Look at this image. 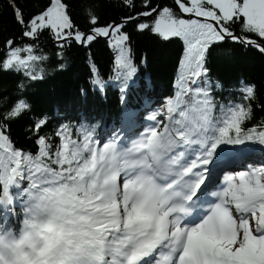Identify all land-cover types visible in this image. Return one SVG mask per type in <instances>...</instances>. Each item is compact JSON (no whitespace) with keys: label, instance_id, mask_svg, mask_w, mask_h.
<instances>
[{"label":"snow or ice","instance_id":"6c2138e0","mask_svg":"<svg viewBox=\"0 0 264 264\" xmlns=\"http://www.w3.org/2000/svg\"><path fill=\"white\" fill-rule=\"evenodd\" d=\"M8 3L17 32L0 43V85L23 79L0 87V264H264V84H229L212 63L217 49L264 61V0H117L119 20L101 25L90 6L85 30L69 0L27 15ZM130 24L182 46L162 99L131 102L142 68ZM45 33L52 72L67 69L69 48L106 39L111 75L89 51L80 95L117 89L116 118L36 108Z\"/></svg>","mask_w":264,"mask_h":264},{"label":"trees","instance_id":"16d2710c","mask_svg":"<svg viewBox=\"0 0 264 264\" xmlns=\"http://www.w3.org/2000/svg\"><path fill=\"white\" fill-rule=\"evenodd\" d=\"M46 0H17L25 14L33 12ZM171 4V0H164ZM72 4V18L81 28L85 30L88 26V8L100 5L97 14L100 16L101 25L110 23L112 19L119 20L123 14L122 9L117 6V0H69ZM137 7H140L141 0H135ZM126 31L132 34L133 46L140 64V88L133 95L131 102L141 103L144 97L151 101L162 99V94L171 89V82L177 63L178 51L182 47L179 42L169 43L158 38H148L135 34V26L129 25ZM17 32L13 22L12 10L8 0H0V43L4 39L11 38ZM39 48L52 56L48 65L49 75L45 81L37 83L29 91L30 98L36 108L46 112L53 119L63 116L76 117L81 113L99 116L103 114L105 119L111 121L119 115L120 104L118 101V90L109 87L106 94L101 96L90 93L87 99L80 95L82 86H89V65L88 52L93 55L97 69L104 79L111 75L114 55L108 47L106 39H98L90 49L73 46L67 50L69 66L64 71L52 72L56 58L52 55L56 48L51 37L45 33L39 38ZM146 58V63H141ZM213 75L219 76L229 84H234L241 76L247 77L257 85L264 84V61L254 54L243 50H236L234 55L228 56L222 50L217 49L213 53ZM23 77L16 73L7 78L0 87H7L14 90ZM111 83V81H110ZM150 84V87H149ZM47 131V129L45 130Z\"/></svg>","mask_w":264,"mask_h":264}]
</instances>
